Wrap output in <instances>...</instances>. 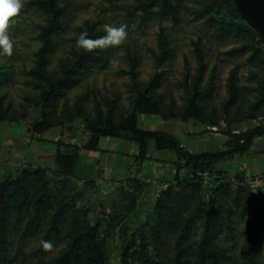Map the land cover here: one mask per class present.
Wrapping results in <instances>:
<instances>
[{"label":"rangeland","instance_id":"374dc122","mask_svg":"<svg viewBox=\"0 0 264 264\" xmlns=\"http://www.w3.org/2000/svg\"><path fill=\"white\" fill-rule=\"evenodd\" d=\"M14 19V54L0 56V147L15 139L9 160L22 161L0 168V264H81L89 227L101 264H196L207 226L208 264H246L256 215L255 264H264V134L197 173L155 142L143 160L131 141L84 148L93 128L135 126L218 155L264 125V43L226 0H24ZM104 24H127V41L76 48L80 32L100 37ZM51 26L53 52L39 73ZM58 151L78 156L75 175L63 174Z\"/></svg>","mask_w":264,"mask_h":264},{"label":"trees","instance_id":"16d2710c","mask_svg":"<svg viewBox=\"0 0 264 264\" xmlns=\"http://www.w3.org/2000/svg\"><path fill=\"white\" fill-rule=\"evenodd\" d=\"M229 5V13L231 17L235 21H239L241 23H245L246 21L237 10L233 0H226ZM61 16H53L51 19L52 22L60 19ZM56 19V20H55ZM249 31L254 36H257L261 39L264 43V37L259 35L254 29L248 26ZM53 26L50 28L44 29L42 32V41L43 46L39 52V59H38V72L42 73V67L45 64V56L49 53L53 52V37L56 35L57 31H55ZM90 32V30H89ZM91 33V32H90ZM90 38H98L92 37L91 34H88ZM57 81V80H56ZM60 83V81L53 83L51 89L55 88V85ZM264 134V125H260L259 127L255 128L248 139L243 144V146H237L232 150L220 153L218 155L215 154H206V155H199L189 151L187 148L182 146L180 139L169 132L166 131H158V130H145L135 126H116L112 128H93L91 130V138L90 140L84 145V148L92 151V152H102L101 148V141L103 139H122L126 141H131L136 143L137 145V154L136 158L138 160H143L147 157L152 142L156 143L158 148L167 147L177 153L179 156L183 157L186 160V167L191 171L197 173L198 169H202L204 171H211L215 164L223 159H230L234 157L236 154H241L250 150L254 137ZM58 158L62 157V160L66 162L61 168L63 170V174L67 176H73L77 173V166L78 162L80 161L76 154L70 153H62L58 151ZM201 170V171H202ZM2 185V183H1ZM3 186V185H2ZM260 220L259 215H256L251 231L250 236L248 238L246 248H245V257H246V264H255V242L257 240V236L259 233V226ZM208 229V226H207ZM206 229V235L203 238L200 248H199V255L197 258L196 264H208L210 260H214L215 255L209 251L208 248V235L209 229ZM84 242L86 248V254L83 263L81 264H101L103 261V252L101 249V245L97 240V229L95 227H89L87 232L84 234ZM177 264H181L180 258L178 256ZM124 264H128V261L125 260ZM217 264V263H215Z\"/></svg>","mask_w":264,"mask_h":264},{"label":"clouds","instance_id":"9594fccd","mask_svg":"<svg viewBox=\"0 0 264 264\" xmlns=\"http://www.w3.org/2000/svg\"><path fill=\"white\" fill-rule=\"evenodd\" d=\"M24 8V0H0V56L11 57L14 54L16 42L10 35V30L17 17ZM104 35L90 38L87 31L80 32L75 40L77 49L84 52H94L97 49L121 47L129 37L128 25H103ZM110 68L115 72L120 69V60L113 58L109 61ZM40 246L45 253L55 251L56 246L50 240H41Z\"/></svg>","mask_w":264,"mask_h":264},{"label":"water","instance_id":"95a60500","mask_svg":"<svg viewBox=\"0 0 264 264\" xmlns=\"http://www.w3.org/2000/svg\"><path fill=\"white\" fill-rule=\"evenodd\" d=\"M246 23L264 37V0H233Z\"/></svg>","mask_w":264,"mask_h":264},{"label":"crops","instance_id":"0c3cea01","mask_svg":"<svg viewBox=\"0 0 264 264\" xmlns=\"http://www.w3.org/2000/svg\"><path fill=\"white\" fill-rule=\"evenodd\" d=\"M28 139H29V137H28ZM109 140H116V139H109ZM118 140H122V139H118ZM14 141H15V139H13V140H11V141H9L10 142V144H8L9 146L11 145L12 146V149L11 150H9V151H7L8 149H4L3 147H0V168L1 167H3L4 168V166H6V161H8V163H10V164H12L13 165V163H18V162H20V161H22L20 158H22V155L20 154V155H18V154H16V162H11L10 160H9V157H14V155L11 153V152H13L12 150H16V147H15V144H14ZM29 141V144H33V145H36L37 143L34 141V140H28ZM3 142H1V144H2ZM4 143H5V141H4ZM18 143V142H17ZM132 144H133V146H134V148L136 149V154H137V146H136V143H133L132 142ZM3 145V144H2ZM43 145H44V143H43ZM37 147H36V152L37 151H39V150H41L40 148H41V144H38V145H36ZM46 147V146H45ZM101 148H102V152H104V150H105V145H103V144H101ZM22 150L21 151H24V147H22L21 148ZM15 153V152H14ZM17 153V152H16Z\"/></svg>","mask_w":264,"mask_h":264}]
</instances>
